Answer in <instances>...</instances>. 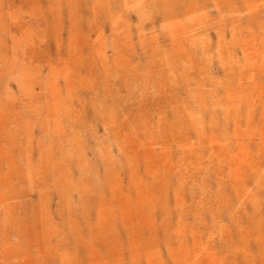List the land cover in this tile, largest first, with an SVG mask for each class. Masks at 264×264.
<instances>
[{
    "label": "rangeland",
    "instance_id": "1",
    "mask_svg": "<svg viewBox=\"0 0 264 264\" xmlns=\"http://www.w3.org/2000/svg\"><path fill=\"white\" fill-rule=\"evenodd\" d=\"M0 264H264V0H0Z\"/></svg>",
    "mask_w": 264,
    "mask_h": 264
}]
</instances>
